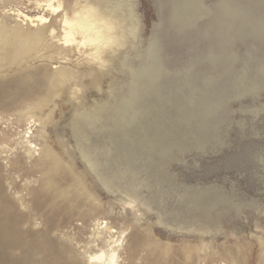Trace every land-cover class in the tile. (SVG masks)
I'll return each instance as SVG.
<instances>
[{
  "label": "rangeland",
  "instance_id": "rangeland-1",
  "mask_svg": "<svg viewBox=\"0 0 264 264\" xmlns=\"http://www.w3.org/2000/svg\"><path fill=\"white\" fill-rule=\"evenodd\" d=\"M163 1L166 16L157 21L161 0H125L129 15L117 17L114 30L120 46L101 51L100 67L79 36L69 47L61 41L63 17L72 19L86 4L101 11L95 0H0V264H88L101 240L117 245L118 264H264V151L244 150L264 138V58L250 63L255 44L237 42L229 84L209 99L216 79L190 80L188 47L161 45L188 24L192 31L212 26L230 34L239 25L245 37L264 38V0ZM49 3L60 5L59 12ZM240 7L258 15L247 20ZM40 16L54 35L34 45ZM130 23L136 32L127 38ZM153 37L161 75L142 77L140 85L155 104L153 90L165 84L164 107L175 104V121L165 115L162 94L147 117L107 104L111 84L121 96L118 62L124 57L150 66L145 52ZM18 43L24 46L15 53ZM123 80L129 82L127 74ZM98 104L110 109L100 124L81 125L85 162L69 121L77 109ZM111 137L148 160L108 157L109 165L105 155L90 154ZM242 145L246 163L228 164ZM110 148L106 143L100 152L113 157ZM111 161L138 164L137 176L117 177ZM152 162L158 169L148 172Z\"/></svg>",
  "mask_w": 264,
  "mask_h": 264
},
{
  "label": "bare ground",
  "instance_id": "bare-ground-1",
  "mask_svg": "<svg viewBox=\"0 0 264 264\" xmlns=\"http://www.w3.org/2000/svg\"><path fill=\"white\" fill-rule=\"evenodd\" d=\"M128 0H126L127 2ZM96 4L101 7V11H96L95 6L87 5L82 7L81 10L76 11L73 14L72 19L67 18V16L63 17V25H62V43L64 47H69L73 45L76 42V36H79L81 38L80 44L81 46H90L91 52V60L92 62H96L100 67L103 66V63L100 59V53L104 49H110L113 50L114 48H117L120 46V38L114 35L115 26L118 24V21H116L117 17H123L127 14L125 8H129L128 4H126L125 0H95ZM164 1L161 0V5L157 9H160L159 12H157V21H162L163 14L161 9L163 8ZM49 10L52 13H58L60 9V5L52 6L51 3L46 5ZM130 13V11H129ZM37 23H39V26H42L37 33H35L34 40L32 41L34 45L40 43L42 41V38L45 36V34L54 35V29L50 26V21H46V18L40 16L37 18ZM48 24V25H46ZM133 23H130L125 27V35L127 38L133 37L135 35V28L133 26ZM154 29V27H153ZM22 45V46H21ZM18 43L15 53H18L20 50V47H23L24 44ZM162 47L163 44L161 43ZM145 47V46H144ZM161 47V51H162ZM143 53V52H142ZM141 53V55H142ZM147 58H150L151 65L148 66V62H144V60L136 62L128 61L127 59H122L118 62V65H120L123 69V75L120 78V83L122 84L121 87V96L119 97L118 94H113L112 91L114 90V85H110V96L107 104L111 107V110L114 111V109H117L118 111L121 109V107L125 108L128 112H132V115L137 116L138 114H147L145 117L149 116L154 109H156L157 106H160L161 103V94L163 99V110L168 111L165 109V107L169 104H167L164 107V98L166 95V91L164 90L163 86H161V92L159 90L158 85L153 90L155 94V104L151 103L150 100H147L149 94L147 92L148 86L145 87V84L140 85L141 78H145V76H151L155 80H159L160 78V68H161V60L160 57H157L159 55V44L157 41V38L153 37V40L148 42V46L146 48L145 52ZM145 56V55H144ZM143 57V56H142ZM141 57V58H142ZM140 58V57H139ZM163 58V57H162ZM144 59V57L142 58ZM146 60V59H145ZM149 60V59H148ZM147 60V61H148ZM193 68V64L191 61L190 68L186 70L188 74L191 75ZM162 70V69H161ZM128 75L129 82H125L123 79L125 78V75ZM70 74L63 73V76H69ZM203 77L202 80H210ZM190 80H193L190 78ZM156 82V81H155ZM158 84V83H157ZM160 85V84H159ZM109 93V92H108ZM150 96V95H149ZM107 97V96H106ZM153 99V98H152ZM147 100V101H146ZM104 107L103 105H96L92 109L89 110H82L81 108L77 109L72 116L70 117L69 126L71 128V131L73 135L76 137V147L78 150V154L81 160V156L85 162H87V157L85 155H81V125L85 124L89 120L90 122H99L101 123L102 117L104 115V110H109L110 107ZM169 109V107H168ZM173 110L177 108H172ZM132 118V116L130 117ZM113 120V119H112ZM122 121V120H121ZM130 121V120H129ZM112 122V121H111ZM131 122V121H130ZM91 124V123H90ZM89 127V126H88ZM102 127V126H101ZM121 129V128H120ZM71 133V134H72ZM213 132L211 131V134ZM84 134V133H83ZM113 135V134H112ZM74 138V137H73ZM117 137H111L110 140H104L102 145L99 148L93 149L91 148L93 156L97 157L99 159L98 154L99 153L102 156L105 155V164L109 163L106 160V158H110L111 160H124L127 161V156H133L137 157L136 161H141L142 164H144L149 156L147 157V160H143L144 157H139L136 154L138 152L133 147L130 148L126 146L125 142L120 139H115ZM108 143L110 145L111 153L113 157L108 156L107 154H104L100 152V149L104 144ZM116 145V146H115ZM85 150V149H84ZM89 153L88 150H85ZM117 151V152H116ZM135 152V153H133ZM258 153V152H257ZM261 153V151H260ZM82 154H84L82 152ZM97 155V156H96ZM264 155V154H263ZM112 162V161H111ZM157 162V161H155ZM114 166L117 167L118 171L116 172L117 177L118 176H125L130 173L131 176L136 177L138 172H136V168H139L138 164L132 163L131 166H119V164L112 162ZM159 163L157 162V165ZM104 165V164H103ZM156 164L152 162L150 166L148 167V172L153 171L152 167H154ZM156 165V166H157ZM97 167V166H96ZM103 167V166H102ZM125 167V168H123ZM158 169V166H157ZM102 179V178H101ZM115 180V179H114ZM102 181L105 184H108L105 182L104 179ZM117 181V180H116ZM157 186H160L159 184L155 183ZM106 188V187H105ZM224 198V197H223ZM202 205L208 206L207 203L201 202ZM203 226V225H201ZM204 227V226H203ZM106 233L109 235L111 233H114L111 231L110 228L106 227ZM111 241L109 240H101V247L97 248L96 253L94 254H88L86 261L88 264H118V256L116 253V248L111 247Z\"/></svg>",
  "mask_w": 264,
  "mask_h": 264
},
{
  "label": "water",
  "instance_id": "water-1",
  "mask_svg": "<svg viewBox=\"0 0 264 264\" xmlns=\"http://www.w3.org/2000/svg\"><path fill=\"white\" fill-rule=\"evenodd\" d=\"M240 8L246 9L244 7H240ZM161 11L163 14L162 21H164V18L166 16V7L163 6ZM257 13L258 12H256L255 10L252 11V8L248 7L245 10V16L247 17L246 19L247 20L251 19ZM185 26H182L183 28L176 30L177 31L175 32L176 34L175 33L173 34L172 32L173 38H167V39L165 38L166 44L164 45L163 43V47L169 48V46H172L177 49L176 51H178L179 47L182 45H183L182 47H188L193 64L192 72L190 75L192 77L191 79H193L192 81L196 82L206 76L216 79L215 80L216 84L214 87L215 89H213L207 95L209 99H212L215 96H217L218 98V96L221 93V90L227 88L229 84L228 78L231 77L229 73H234L233 64H231L229 60L233 58L232 57L233 48L237 42L243 43L242 46H246L249 40H251V42L255 44L254 47L250 48V49H255L254 54H252V56L249 59L250 63H254L255 61H259L260 59L264 58V40H262L264 38H254L250 35H248L249 38L245 37L244 31L242 27H240L239 25L233 26L232 28L233 33H231L233 34V36L230 34L231 31L224 32V30H221L218 27L217 29L211 26V27H206L201 31L199 30L192 31L191 27L193 28L194 25L188 24ZM252 39L255 40L256 42L252 41ZM167 64H169V66L172 67L173 69L175 68V65L171 64V62ZM162 86L166 91L167 89L165 88V84ZM170 105L171 106H169L168 111H165V115L167 114L166 117L168 118L169 121H175L174 118L170 117L171 115L172 116L176 115V113L172 109L174 108L175 104L172 103ZM226 111L227 108L224 107L223 110L221 111V114H224ZM221 114L214 115V117L211 118V123L212 124L218 123V121H220ZM263 140H259L260 143L258 144L257 142L255 143L252 142L245 145L244 150H246L250 145L251 147L250 150L254 148L261 152L264 151ZM242 148L243 145L239 146L236 150H234V152L226 160L228 164L236 163L239 165H244L246 163L245 156L241 155ZM204 168H205L204 170L207 171L211 170L210 165L205 164Z\"/></svg>",
  "mask_w": 264,
  "mask_h": 264
}]
</instances>
